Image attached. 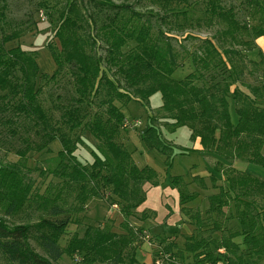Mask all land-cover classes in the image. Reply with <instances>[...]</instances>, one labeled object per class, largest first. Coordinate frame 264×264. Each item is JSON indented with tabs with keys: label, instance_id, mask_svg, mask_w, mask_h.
<instances>
[{
	"label": "trees",
	"instance_id": "16d2710c",
	"mask_svg": "<svg viewBox=\"0 0 264 264\" xmlns=\"http://www.w3.org/2000/svg\"><path fill=\"white\" fill-rule=\"evenodd\" d=\"M181 1L188 0H179V3ZM237 1V7L223 8L221 0H204V12L217 18H236L238 8L239 17L256 20L258 24L248 30L253 36L251 45L254 47L255 39L264 36V0ZM165 2L169 3V0ZM78 3L85 7L91 4L87 16L90 20L85 21L94 27V36L85 34L82 37L77 31L79 18H83L74 8ZM159 6L163 14L152 10L146 14L141 4L133 5L128 0L118 3L113 0H69L54 34L61 48L58 52L51 51L56 67L49 74L39 71L34 51L23 50L18 45L6 47V43L16 39L18 34L4 33L6 6L0 0V147H10L9 151L23 159L30 151L50 152L49 144L58 141L60 160L51 172L80 183L78 198H82L81 201L100 198L101 192L107 198L113 196L116 203L112 206L123 215L126 231L117 234L109 228L89 227L83 236H74L63 247L59 238L69 224L68 217L42 218L37 223V240L46 254L43 256L29 243V225H9L3 218V215H11L21 208L30 185L23 180L18 169L0 163V212L3 213L0 215V254L8 262L53 264L66 253L79 254L86 260H98L104 264H147L137 258L139 243H142L139 239L141 229L129 226L127 219L134 217L145 201V184L159 183L158 172L150 166L139 168L132 152L119 140L124 114L114 104L116 98L135 95L136 100L143 102L159 92L162 108L170 113L175 122L173 125L187 126L191 138H199L201 152L218 153L221 143L228 145L232 142L234 149L222 153L223 157L229 158V154L264 166V107L258 100L264 98V93L243 80L244 63L251 61L245 60L240 53L238 57L234 49L223 48L217 41L224 42L222 36L205 37L200 40L201 56L192 55L194 71L177 80L173 77L176 63L170 59L172 48L168 37L171 35L166 32L168 30L160 28L155 36H151L154 26L151 18L156 26L164 23V27L179 14L176 27L183 31L185 28L180 24V17L185 18L190 11L186 6L175 13H170L172 9L164 13L166 6ZM146 18H150L149 25L143 23ZM236 23L235 19L230 20L231 27L237 28ZM222 31L231 34V30ZM98 39L102 43L101 53L88 52L87 46L92 45L95 49ZM129 41L133 46L128 47ZM260 64L264 66V61H259ZM65 65H69L74 90L72 93L68 91L67 96L57 93L56 102L46 107L40 99L42 84L36 85L37 77L47 82L60 81L61 68ZM210 69H213L212 74ZM244 87H250V91ZM231 99L237 104L236 123L230 120L228 104ZM93 103H98L99 107L88 113ZM54 111L58 114L55 115ZM158 131L148 124L140 135L144 144L165 156L168 166L172 157ZM84 133L96 142L91 148L94 159L87 163L79 162L74 155L77 146L84 142ZM222 169L226 184L220 186L218 193L210 195L211 208L222 211V206L229 209L228 205L232 204L234 211L230 209L224 213L221 222L214 221L208 228H198L199 238L187 246L197 258L192 264L217 259L216 254L208 251V246L217 250L223 248L229 264H260L264 261V180L225 165ZM187 196L192 195L181 191V203ZM47 202L48 198L42 197L43 207ZM182 208L197 224L201 222L197 210L194 214L192 208ZM50 209L54 215L63 211L54 203ZM145 211L141 208L139 212ZM216 231L220 233L218 238L213 236ZM155 260L152 258L150 264H155ZM164 262L167 261L162 264Z\"/></svg>",
	"mask_w": 264,
	"mask_h": 264
},
{
	"label": "rangeland",
	"instance_id": "374dc122",
	"mask_svg": "<svg viewBox=\"0 0 264 264\" xmlns=\"http://www.w3.org/2000/svg\"><path fill=\"white\" fill-rule=\"evenodd\" d=\"M113 1L118 3L122 0ZM128 1L133 5L141 4V8L144 9L146 14L149 10L163 14V9L159 4L166 6V12L164 13L170 12L171 9L170 13H175L186 6L190 11V14L185 18L180 17V24L185 28L183 31H179V28L176 27V21L179 24V14L177 17H172V21L167 22L168 25H164V27V23L156 26V23H153L151 18V24L152 26L154 25L150 32L151 36H155L160 28L168 30L169 32H166L171 35L170 38L168 37V42H170L172 48V51H170L172 58H169L176 63L174 78L179 80V78L194 71L192 55L201 56L203 47L200 40L202 38H220L222 36L224 42L219 39L217 41L223 48L234 49L238 52V57L240 53L244 55L245 60L251 61L244 63L246 66L243 77L245 84L255 86L260 93H264V66L258 65L259 61H264V55H259L255 46L252 47L253 36L248 32L251 26L258 24L256 20L246 18V16L239 17L238 8H236L238 12L236 9L234 10V12L236 11V18H217L216 16H211L210 13L205 14L203 8L204 0H188L189 4L186 1L179 3V0H169V3H164V0H154L155 2L153 0ZM68 2L69 0H2V4L6 6L4 8V33L18 34L16 39L6 43V47L18 45L23 50L34 51L35 56H37L39 71L52 73L56 66L52 60L51 51L58 52L61 48L60 42L54 34L62 21L61 17ZM235 5L236 7L238 6L237 0H221L223 8ZM90 6L91 4L85 7L81 3L74 6L77 12L83 16V18H79V26L77 27V31L80 34L82 33V37L86 35L87 37L94 36L96 32L93 29L94 27L87 25L85 21L90 20V18H87L89 12H91ZM102 19L100 18V20ZM146 19L143 23L149 25L150 18ZM231 19H235L237 28L230 26ZM100 20L98 24H100ZM223 29L226 32L231 30V34L229 32L223 33ZM243 42L246 43L244 44ZM131 46H133V42L129 41L128 47ZM99 48L102 49V43L98 39L95 49L91 45L89 48L87 46V51L91 53L97 52L99 55L101 53ZM68 69L69 65L61 68L62 76L60 81L57 79L55 82H47L37 77L36 85L42 84L40 99L44 106L51 107L53 102H56L57 93L61 96H67L69 92L72 93V90H74L71 86L72 76ZM212 71L213 69L209 70L210 74H212ZM108 75L110 76L109 73ZM205 75L207 76L208 73ZM204 78H199L198 80ZM246 88L244 87V89ZM246 90L250 91V87ZM136 97L135 95H129V98H116L113 102L124 114L123 129L119 140L123 141L128 150L131 152L135 151L143 159L144 163H147L145 165L152 167L158 172L159 183L154 185L146 183L144 186L145 201L138 210L140 211L142 208L146 211H137L134 213V217L127 219V222L131 224H127V226L141 229L139 239L142 243H139L137 258L150 264L152 258L155 259L168 253L167 255L171 256L170 260H165L167 262H164V264L169 261L173 262V264H192L197 258L193 256L192 252L187 250V246L199 238L198 228H208L214 221L221 222L223 221L224 213L229 212L230 209L234 211L232 204L228 205L229 209H227V206H222V211L211 208L213 201H211L210 195L218 193L220 186L226 184V175L223 174L222 165L252 174L261 180H264V166L231 157L229 154H226L229 158L223 157L222 153L230 152L234 149L232 142L228 145L221 143L220 146L219 144L221 148L218 153L195 150L193 148L195 139L191 138V130L189 129L188 138L180 137L186 126L173 125L175 122L170 118V113L162 108V98L159 92L154 93L143 102L136 100ZM258 100H260V106L264 107V98ZM228 105L230 120L236 123L238 120L236 114L237 104L231 99ZM97 107H99L98 103H93L89 107L88 113L93 112ZM54 114L57 115L58 113L54 111ZM134 120L140 121L141 125L132 126ZM148 124H152L159 129L158 132L161 139L167 146L166 151L172 157L170 165L166 166V158L157 149L159 153L150 154L146 152L143 136L140 134H142V130ZM83 139L84 142L77 146L74 155L81 163L92 162L94 158L91 154V148L96 145V142L86 133H84ZM56 144L59 145V150H61L60 143L55 140L49 144L50 152L30 151L27 153L26 158L23 159H20L14 152L9 151L10 147L8 149L6 146L0 147V163L3 165L8 164V167L12 166L18 169L20 174L23 175V180L30 185L28 197L21 208L11 215H3L1 212L0 215H3L4 220L9 225H29V243L35 251L43 256H46V254L37 240L39 234L37 223L42 218L55 220L68 217L69 224L59 238V244L63 247H66L74 236H83L89 227L109 228L117 234L126 233L122 223L124 220L123 215L116 207L112 206L113 203H116V201H113V196L112 199L107 198L101 192L100 198L91 197L81 201L82 198H78L80 183L76 184L66 177L63 178V176L51 172L54 168H57L60 160ZM146 147L151 148L148 145ZM181 191L185 194L190 192L192 195L183 199L184 203H181ZM42 197L48 198L45 207L42 206ZM53 203L63 210L60 214L54 215L51 212L50 208ZM117 206L120 208V204ZM184 206L192 208V213L195 210L198 211L201 217L199 224L190 215H186L182 208ZM201 223L202 226H200ZM219 234L216 231L213 236L218 238ZM236 240L239 241V238ZM167 249H170L169 252L164 251ZM216 250L208 246V251L213 252V255L217 253ZM0 264L12 263L8 262L0 254ZM53 264L104 263L98 260L91 262L79 254L65 253ZM260 264H264V261H261Z\"/></svg>",
	"mask_w": 264,
	"mask_h": 264
},
{
	"label": "crops",
	"instance_id": "0c3cea01",
	"mask_svg": "<svg viewBox=\"0 0 264 264\" xmlns=\"http://www.w3.org/2000/svg\"><path fill=\"white\" fill-rule=\"evenodd\" d=\"M255 49H256V51L260 54H264V36H260V37H258V38H256L255 39ZM229 112H230V109H229ZM185 130L181 133V138H188L187 136H188V132H189V128L186 126L185 128H184ZM54 142V141H53ZM194 143V142H193ZM56 146L58 147V151H59V149H60V147H59V145L58 144H56ZM144 147L146 148V152H148V153H150V154H153V153H157L158 151L155 149V148H147L146 147V145L144 144ZM193 148L195 149V150H198V151H200L201 150V145H200V143H199V138H196L195 139V143H194V145H193ZM159 153V152H158ZM131 156H132V158H133V160H134V162L136 163V165L139 167V168H142V167H144V166H147V165H145V164H147V163H144V161H143V159L134 151V152H132V154H131ZM162 156H164L163 154H162ZM165 157V156H164ZM245 164H247V163H245ZM147 264H149V263H147Z\"/></svg>",
	"mask_w": 264,
	"mask_h": 264
},
{
	"label": "built area",
	"instance_id": "2783aa9c",
	"mask_svg": "<svg viewBox=\"0 0 264 264\" xmlns=\"http://www.w3.org/2000/svg\"><path fill=\"white\" fill-rule=\"evenodd\" d=\"M140 125H141V122L138 121V120L137 121L134 120L133 123H132V126H140ZM224 254H225L224 249L223 248H219L217 250V253H216V255L218 256L217 259L213 260L212 262H203L201 264H229L228 260L224 257ZM170 257L171 256H169L167 254L163 255V256H160V257L156 258L155 264H162V261L170 260Z\"/></svg>",
	"mask_w": 264,
	"mask_h": 264
}]
</instances>
